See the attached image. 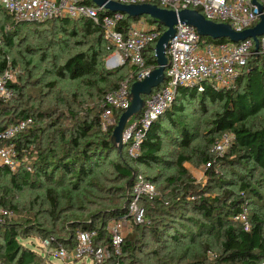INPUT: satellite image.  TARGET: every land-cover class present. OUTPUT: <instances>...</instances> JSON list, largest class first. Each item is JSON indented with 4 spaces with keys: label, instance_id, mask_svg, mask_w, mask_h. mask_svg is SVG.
Wrapping results in <instances>:
<instances>
[{
    "label": "trees",
    "instance_id": "1",
    "mask_svg": "<svg viewBox=\"0 0 264 264\" xmlns=\"http://www.w3.org/2000/svg\"><path fill=\"white\" fill-rule=\"evenodd\" d=\"M83 3L92 5L90 0H84ZM0 10L6 14L8 20H12V28L27 25L25 23L28 22L15 20L1 6ZM103 14L113 15L106 11ZM145 19L151 25H158L165 32L164 27L154 22L153 19L149 17ZM137 20H131L124 16L118 23L117 29L126 33ZM52 21L56 22L54 27L61 29L62 33L71 36H78L80 33L87 40V50L76 53L62 65L52 64L54 71L52 74L59 81L70 79L94 87L101 85L103 96L96 105L94 113H87L83 119H77L73 125V130H69V134L65 128L56 129L55 132L60 134L61 145L50 144L45 151L38 149L36 151L33 147L39 139L35 134V127L38 122L37 115L27 113L26 105L20 103L12 105V102H1L0 130H4L8 126L27 118H33L34 123L31 128L13 140L20 155L24 156L27 153V160L22 159V165L17 171L0 167V175L9 176L13 186L21 192L23 186L28 184L32 177H41L50 181L53 180L58 171L62 170L63 174H68L76 180L71 183V190L77 192L73 198L77 202L85 196V191L83 193L80 191V183L85 182L87 179H93L98 163L115 152L118 155L115 169L118 176L125 182L119 196L106 209L89 214V217L73 216L67 219L60 228L56 227L55 233H51L47 237L53 247L64 246L67 249H73L76 245V232L79 230L96 231L98 234L97 240L106 244L110 241L108 223L111 220L125 219L127 222L132 220L130 217V202L133 187L138 177L143 176L135 166L148 167L160 164L162 162L161 154L164 152V139L178 141L180 146L185 148L192 145V138L198 134L191 132L194 126L186 120L187 116L184 114L185 110L182 102L198 98L201 106L207 102H222L224 104L222 112L216 114L212 121L210 143L213 145L217 143L215 138L217 134L230 132L234 135V140L230 144L229 152L223 157L214 158L208 152L203 151L200 160L206 165L212 163L207 175L217 183L216 188H227L228 191L224 193V196L208 195L206 190L199 189L197 185L192 183L187 170L182 166L183 159H180L178 162L179 175L174 176L170 184L176 185L184 179L186 183L180 188L179 194L174 196L167 194L165 198L168 199L156 198L153 202L144 200L143 204L150 203L151 206L146 207L147 209L144 207L146 216L142 224L132 222L130 225L134 229V233H128L127 235L120 264H133V254L138 248L136 242L139 234L136 232H145L156 241H159L166 237L167 231L173 227L169 225L170 222L168 223L170 221L168 215H176L173 214L175 211H178L179 215H183V210L187 211L191 208L201 215L206 222H197L200 232L199 249L192 255H190L191 248L185 252L186 257L190 255L188 264H206V260L208 261L207 264H264V59L249 61L247 68L229 89L218 90L212 86L204 85L203 90L200 91L197 85L179 86L173 104L153 121L148 129L143 131L141 154L132 157L127 150L129 142L122 151H118L112 142L114 128L123 113L116 111L117 123L107 131H104L101 127V118L107 95L117 92L124 85H129L131 88L136 81V70L129 65L119 67L116 70L105 69L100 66L102 55L100 47L103 42L107 44V53L113 54L115 51L114 46L106 40L101 26H97L86 19L63 18ZM16 35L13 30L5 34V44L9 51L0 49V76L6 71H14L18 67V58L11 57L12 51L16 47ZM26 51L33 54L36 50L27 48ZM146 53L148 67L155 70L158 67L155 47L149 48ZM33 65L34 61L32 59L27 61V67ZM124 68L129 69L127 74H123ZM40 70L41 68L36 69L37 72ZM57 86L58 84L55 82L51 84L53 89H56ZM8 87L18 93V97L20 96L19 99L17 98L18 101L24 97L22 94L23 87L20 85L9 83ZM158 89H160V86L156 88V90ZM144 98L146 99V96ZM38 111L40 118L48 114L47 111L40 108H38ZM136 119L134 118V120ZM183 119L185 120L181 121ZM167 126L175 128L178 138L173 137ZM93 137L96 140H93ZM219 162L232 167V174L235 179L220 180L215 178L216 173H218L216 166ZM28 167H31L32 170L29 171ZM257 172L260 174L259 178L254 179V183L250 182L248 178ZM143 177L155 185L156 178ZM237 185H239L238 192L229 191ZM47 198L50 202L51 214L56 219L59 212L56 190L49 189ZM250 200L263 202L262 214L256 210L250 213L249 206L252 203ZM0 207H4L3 210L9 212L16 210L10 202L2 199H0ZM167 207H169L168 210H164ZM245 211L248 214L250 231H246L239 220V216ZM0 216L6 219L1 214ZM38 227L37 223L31 221V219H26L24 224H15L3 221L0 218V238L3 241V244H0L2 264L35 263L38 256L36 247L23 243L22 240L30 237L27 236L30 230ZM203 238H205V241L209 239L211 242L206 244ZM215 241L217 242L216 246ZM215 247L217 252H215ZM209 253L215 254V258L211 260V263L209 262Z\"/></svg>",
    "mask_w": 264,
    "mask_h": 264
},
{
    "label": "rangeland",
    "instance_id": "2",
    "mask_svg": "<svg viewBox=\"0 0 264 264\" xmlns=\"http://www.w3.org/2000/svg\"><path fill=\"white\" fill-rule=\"evenodd\" d=\"M12 20H8L6 14L0 10V49L7 50L5 44V34L13 30L16 33L15 49L12 51L11 57L18 58L19 63L16 70L11 71L10 84H18L22 89L24 97L18 101V93L13 90L7 102H12V105L20 103L27 106V113H34L37 115L36 136L38 140L33 146L35 150L45 151L50 144L61 145L59 133L56 129L73 130V125L77 119H83L87 113L95 111L96 105L102 98L103 87L101 85L94 87L87 83H77L70 79L59 81L54 74H52V64H64L71 56L79 52L87 50V40L79 33L78 36H71L67 33H62L61 29L55 28V21L44 23H25L20 28H12ZM58 26V25H57ZM61 28V27H60ZM62 42V43H58ZM107 44H102L100 50L102 51L100 66L105 69H118L111 64L110 59L112 53H107ZM53 46V48H51ZM27 48L35 49L33 54L27 53ZM48 57V59H46ZM32 59L34 65L27 67V61ZM41 68L40 71H36ZM129 72L128 68L123 69V74ZM57 83L56 89L51 87L52 83ZM16 100V101H15ZM184 114L194 128L191 132L198 134L192 138V145L189 148L180 146L178 141L164 139V152L161 154L162 162L160 164L151 166H135L143 176L149 178H156L154 185L155 196L154 199L161 200L167 194L174 196L179 194L180 188L186 183L182 180L176 185H171L170 181L174 176L179 175L178 162L183 159L182 166L187 170L188 176L192 183L197 185L199 189L206 190L207 194L224 196L228 191L225 189L216 188L217 183L210 179L207 175L208 168L206 163L200 160L201 152L205 151L214 158L223 157L229 152L230 145L220 154L216 149V144L219 143L224 136L230 138L232 142L234 135L230 132L217 134L216 144H211L212 138L211 129L212 121L216 114L223 110V103L207 102L201 106L199 99L191 101H183ZM11 105V106H12ZM33 108V109H30ZM38 108L48 112L44 117H39ZM18 110V109H17ZM185 119L181 120L184 121ZM134 124V118H131L125 127L126 130ZM118 125V124H117ZM115 126V128L117 127ZM114 128V129H115ZM169 132L173 137L178 138L175 128L167 126ZM125 134V133H124ZM96 140L95 137L92 138ZM38 149V150H37ZM118 162L117 153L113 152L106 156L95 168L93 179H87L80 183V191H85V196L76 202L73 199L77 192L71 190V183L76 181L68 174H63V171H58L53 180H46L41 177H32L30 182L23 186V190L19 192L12 184L9 176L0 175V199L11 203L15 207L12 218L3 219L10 223L24 224L26 219L35 221L39 226L37 229H32L27 234L28 238H23V243L29 244L37 249V257L34 264H93L91 260L85 262L68 263L55 254L41 256L45 254L47 238L54 230L60 228L62 224L73 216H86L95 213L96 211L106 209L113 200H115L125 186V182L118 176L115 164ZM216 170L218 173L215 178L235 179L232 174V167L228 164L217 163ZM243 175L245 173H242ZM259 172L248 178L254 183V179L259 178ZM33 182V183H32ZM238 182V181H237ZM89 184V185H88ZM222 185V183H221ZM238 187L232 188L229 191L238 192ZM51 189L56 190L57 201L59 202V212L57 218H53L51 214L50 202L47 198V191ZM178 192V193H176ZM153 199V200H154ZM147 202L153 200L147 199ZM250 213L255 210L263 213V202L250 200ZM151 204L144 203L141 207H149ZM4 207H0V214ZM167 207L164 210H168ZM147 209V208H146ZM183 215H179L178 211L168 215L170 221L169 225L173 226L167 231V236L161 240L156 241L145 232L138 233L136 246L138 247L133 254V264H188L190 255L194 254L199 249L200 232L198 230L197 222L205 223L204 218L196 213L193 208L187 211L183 210ZM161 227V226H160ZM128 233H134L132 226L125 224ZM5 229V228H3ZM164 229V228H162ZM161 230V229H160ZM205 241V238H203ZM0 238V244L2 243ZM211 241L207 239L206 244ZM204 243V244H205ZM214 243V241H213ZM217 242L215 241V246ZM191 248L190 255L186 257L185 252ZM217 248L215 247V252ZM2 252V251H1ZM0 252V255H1ZM52 252H56L52 248ZM209 262L215 258L214 253H209ZM208 261L206 260V264ZM0 264H2L0 259Z\"/></svg>",
    "mask_w": 264,
    "mask_h": 264
},
{
    "label": "built area",
    "instance_id": "3",
    "mask_svg": "<svg viewBox=\"0 0 264 264\" xmlns=\"http://www.w3.org/2000/svg\"><path fill=\"white\" fill-rule=\"evenodd\" d=\"M123 4H154L169 10L191 9L198 11L207 20L231 26L236 32L253 28L260 22L261 15L254 0H112ZM84 0H0V6L15 20L43 23L55 19L90 20L101 26L106 40L115 48L110 62L115 67L129 65L136 70L135 83L141 82L153 71L147 65V50L156 47L164 33L158 25H151L145 18L135 21L130 29L123 33L117 29L118 23L124 18L121 14L104 15L93 3L85 4ZM263 6L264 0H257ZM159 24V23H158ZM161 25V24H160ZM163 26V25H161ZM164 27V26H163ZM166 31V27H164ZM170 67L165 71V79L160 89L146 96L141 115L134 120L130 129L124 132L123 138L128 139V154L137 157L141 154L142 133L148 129L174 100L179 86L197 85L200 91L204 85L218 90L231 88L238 77L249 65L252 59H264V36L259 42L247 39L238 43L232 41L215 42L211 38L202 37L197 30L185 23H178L175 36L167 50ZM11 71L0 76V103L7 102L13 89L8 87ZM132 87L124 85L120 90L107 95L101 127L104 131L116 125V111L124 113L132 101ZM33 118L20 120L0 130V167L17 171L22 165V159L27 160V153L20 155L14 139L27 131L33 125ZM231 144L230 138L224 136L216 144V149L223 154ZM24 163V162H23ZM206 167H212L208 163ZM31 171V167H28ZM154 185L139 176L132 191L130 202L131 221L113 219L108 223L110 241L106 244L98 241L96 231L79 230L76 232V245L73 249L64 246L55 248L46 241L48 250L44 256L55 254L68 262H87L93 264H120L123 246L128 235L125 224L132 222L142 224L145 221L146 210L141 207L144 200H153ZM3 217L12 218L13 213L2 210ZM246 231H250L247 211L239 216Z\"/></svg>",
    "mask_w": 264,
    "mask_h": 264
},
{
    "label": "water",
    "instance_id": "4",
    "mask_svg": "<svg viewBox=\"0 0 264 264\" xmlns=\"http://www.w3.org/2000/svg\"><path fill=\"white\" fill-rule=\"evenodd\" d=\"M100 11H106L110 14H121L131 20L149 17L154 22L166 27L155 47V57L158 67L153 70L145 80L136 82L132 85L131 106L121 115L117 127L114 129L112 142L118 151L127 145V140L123 138L127 122L131 118H138L144 108L145 96H148L153 89L160 86L165 79V71L170 67L167 56V50L171 40L175 36V27L178 23H185L194 27L200 36L211 38L214 41L229 40L234 43L245 41L247 39L259 42V37L264 36V15L263 6L257 0H254L259 8L260 22L253 28L242 32H236L231 26L223 23H215L207 20L198 11L184 9L180 11L161 8L154 4H123L112 0H90ZM28 23H34L28 21Z\"/></svg>",
    "mask_w": 264,
    "mask_h": 264
}]
</instances>
